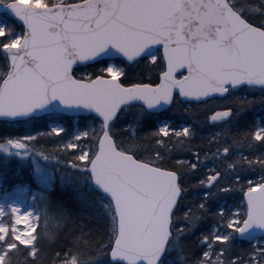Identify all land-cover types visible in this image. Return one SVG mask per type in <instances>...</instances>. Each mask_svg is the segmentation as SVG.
Instances as JSON below:
<instances>
[{"label": "snow or ice", "instance_id": "snow-or-ice-1", "mask_svg": "<svg viewBox=\"0 0 264 264\" xmlns=\"http://www.w3.org/2000/svg\"><path fill=\"white\" fill-rule=\"evenodd\" d=\"M3 17L15 18L22 30L9 27ZM0 51L9 61L8 70L0 72V118L91 114L88 125L47 152L35 147L37 137L59 136L67 131L62 125L0 143L5 154L22 158L60 163L53 153L62 152L70 157L64 163L90 182L89 190L107 197V203L100 201L107 213V242L95 248V241L75 237L63 258L56 254L58 264H95L100 256L127 264H170L169 254L180 235L201 219L191 209L176 215L187 191L182 174L198 169L208 154L202 158L193 151L194 161L169 165L166 156L148 151L135 136L125 138L116 125L133 107L139 124L144 115L180 98L199 101L228 95L241 84L264 86V20L259 26L249 22L235 0H0ZM141 64L155 69V78L151 73L129 75V66ZM231 115L232 109L225 106L210 119L223 121ZM193 135L190 125L177 130L163 123L145 138L157 137L156 144L165 145L164 138L183 143ZM249 135L264 144V127L245 137ZM231 147H217L213 158L227 156ZM237 164L264 170V153L241 156L227 168L235 170ZM223 178L213 167L196 186H214ZM225 182L220 191L240 188L244 199L234 210L219 207L211 213L218 225L202 236L208 247L195 264H242L239 257L227 262L222 258L232 236L264 230V175L244 184L240 175ZM212 195L205 193V200ZM198 207L208 211L204 202ZM6 211L12 223L0 221V264H16L14 254L21 246L39 257L43 235L54 238L48 225L56 217L47 204L24 210L13 200L0 204V217ZM181 219L190 227H177ZM213 244L221 246L214 260L209 259ZM93 249L96 255H91ZM243 264H264V242L253 246Z\"/></svg>", "mask_w": 264, "mask_h": 264}, {"label": "trees", "instance_id": "trees-1", "mask_svg": "<svg viewBox=\"0 0 264 264\" xmlns=\"http://www.w3.org/2000/svg\"><path fill=\"white\" fill-rule=\"evenodd\" d=\"M77 1L69 0V2ZM235 3L237 7L244 8V15L250 22L259 26V22L264 20V11L253 10L254 8L264 9V0H235ZM3 18L7 20L9 27L16 31L22 30V25L14 18ZM8 66L7 57L0 51V72L7 71ZM128 72L130 76H147L151 73L155 78L156 70H150L141 64L129 66ZM249 89L254 92H250ZM239 101H245V103L241 104ZM225 106L232 109L231 119L218 125L210 124L209 116ZM136 113L137 109L133 107L120 118L116 127L123 130L121 135L125 138L135 136L139 143L147 145L148 151H159L166 156L169 165L179 160L194 161L193 151H198L202 158L205 153L208 154L198 169L185 171L182 174L181 182L187 191L183 193L176 210V215H182L191 209L192 214L201 217V219L194 227H190L188 222L183 219L177 221V227H190V230L180 235L177 246L173 247L168 257L170 264H195L208 247L207 242H202V236L218 225V221L211 213L217 211L219 207L232 210L233 205L244 199L240 188L229 192L220 191L227 186L225 181H231L236 175H240L241 184H244L248 180H255L260 175H264V170L258 165L248 168L246 164H237L235 170L227 168L229 163L237 161L241 156L253 158L264 153V144L253 141L250 135L245 137V134L254 132L258 127V117L264 123V89L243 86L239 92L231 90L224 98H212L200 103L183 102L179 99L160 117L158 114L149 113L142 117L139 124H137ZM53 116L32 117L18 121L0 120V143L8 138L25 135L36 136L38 132H51ZM61 116L65 118L64 127L67 131L59 136L37 137L35 141L37 149L47 152L62 145V142L70 138L77 127L88 125V119L91 118V116L75 118L64 114ZM162 117L169 119L172 127L180 123L190 125L194 135L183 143L179 138H164L165 145L156 144L157 137L145 138V133L157 131L159 128L158 119ZM130 125L133 127L129 128ZM217 133H219L217 141L209 144V138ZM234 140L239 141V144H234ZM223 145H232L230 153L225 157L214 159L212 153L217 147ZM53 155L60 163L57 160L44 161L38 156L36 158L41 159L55 173V181L47 191L48 210L56 217L48 225V231L54 234V238L50 240L48 234L43 235L37 245L41 249L39 257H32L29 255V250L21 246V252L14 254L16 264H54V262L58 264L56 254L61 253V258H63L62 254L68 250L75 237L95 241V248H99L101 244L107 242V213L100 203L101 200L107 203V197L98 190L90 191V182L80 172L64 163L70 157L59 151L54 152ZM33 159L32 156L22 158L15 154L7 155L3 149H0V174L3 177L2 187L4 190H8L18 183L35 185ZM213 167L221 170L224 178L211 188L196 186L200 180L205 178L207 170ZM205 193H214L215 195L205 200ZM201 202L206 204L207 212L199 209L198 205ZM58 213L64 215L61 216ZM261 240L264 242V238ZM254 245L257 244H254L253 241L241 240L235 234L231 238L228 252L222 258L227 262L239 257L243 264L249 259ZM220 248L219 244H213V254L209 259L214 260L215 253L220 251ZM91 255H96L94 249L91 251ZM109 260L108 256H100L96 259L95 264H122Z\"/></svg>", "mask_w": 264, "mask_h": 264}, {"label": "rangeland", "instance_id": "rangeland-1", "mask_svg": "<svg viewBox=\"0 0 264 264\" xmlns=\"http://www.w3.org/2000/svg\"><path fill=\"white\" fill-rule=\"evenodd\" d=\"M28 2H32V0H28ZM249 91L254 92L251 89H249ZM64 121H65V118H63L61 114H54L52 121H51V127H54L57 124H60L64 127ZM74 122L76 123V120H74ZM88 122L89 123L91 122V118L88 119ZM257 122H258L257 126L264 127V123L261 120V118L258 117ZM163 123H167L170 125V122L164 119L160 122L159 127ZM185 126H188V125L179 124L177 127H172V126L171 127L179 130ZM33 169H34V176H35V185H30L28 183H25V184L18 183L8 190L3 189L2 187L3 177L0 174V204L7 205V204L12 203L13 200H15L16 203L21 205L22 209L24 210L35 209V208L39 209V208L45 207V205L47 204V191L52 187L55 181V173L41 159H38V158L33 159ZM260 176L256 179H259ZM33 196H35V200H33ZM0 221H3L6 225H10L12 223V217L9 216L6 211V214L0 217ZM20 227H23V226L21 225ZM220 230H223L222 226L220 227ZM261 239L262 238H255L252 241L254 242V244H258V242H263Z\"/></svg>", "mask_w": 264, "mask_h": 264}, {"label": "water", "instance_id": "water-1", "mask_svg": "<svg viewBox=\"0 0 264 264\" xmlns=\"http://www.w3.org/2000/svg\"><path fill=\"white\" fill-rule=\"evenodd\" d=\"M78 2V1H77ZM250 22V21H249ZM162 51V50H161ZM8 60V58H7ZM9 63V61H8ZM186 74V73H184ZM244 84H241L239 86H236L234 88V90L240 88L241 86H243ZM249 86V85H248ZM253 87H258V88H264V86H253ZM218 97H224V96H218ZM182 101L184 102H197V103H200V102H203V101H206V100H209V99H212V98H206V99H203V100H193V99H184V98H180ZM172 105H164L163 107L161 108H158L157 110L154 111V113H159L169 107H171ZM39 111V110H38ZM48 113H41L39 115H36V116H33V117H39V116H43V115H47ZM64 114H67V115H70V116H80V115H91L89 113H85V112H82L80 114H72V113H64ZM0 120H9V121H17V120H11V119H8V118H0ZM229 119H226V120H223V121H212L211 119H209V122L210 123H218V122H225V121H228ZM208 188L211 187V186H207ZM100 191V190H98ZM102 192V191H100ZM181 199V198H180ZM237 236L239 239L241 240H245V241H250V240H253L255 238H260V237H264V230H256V232L253 234V233H249V234H240V233H237ZM116 263H122V264H127L126 261H123V260H120Z\"/></svg>", "mask_w": 264, "mask_h": 264}, {"label": "flooded vegetation", "instance_id": "flooded-vegetation-1", "mask_svg": "<svg viewBox=\"0 0 264 264\" xmlns=\"http://www.w3.org/2000/svg\"><path fill=\"white\" fill-rule=\"evenodd\" d=\"M241 89H238V90H235V92H239ZM165 111H163V112H161V113H158V116L160 117V115L162 114V113H164ZM167 120V118L166 117H162V118H160V119H158V124H160V122L162 121V120ZM218 124H220V123H218Z\"/></svg>", "mask_w": 264, "mask_h": 264}]
</instances>
